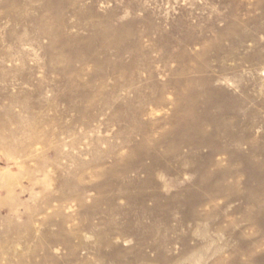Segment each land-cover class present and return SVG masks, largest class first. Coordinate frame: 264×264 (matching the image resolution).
I'll return each instance as SVG.
<instances>
[{
  "label": "rangeland",
  "instance_id": "obj_1",
  "mask_svg": "<svg viewBox=\"0 0 264 264\" xmlns=\"http://www.w3.org/2000/svg\"><path fill=\"white\" fill-rule=\"evenodd\" d=\"M0 264H264V0H0Z\"/></svg>",
  "mask_w": 264,
  "mask_h": 264
}]
</instances>
